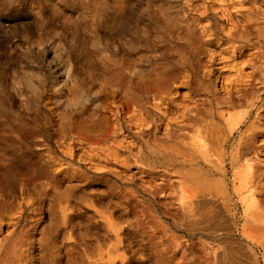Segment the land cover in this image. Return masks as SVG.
<instances>
[{"label": "rangeland", "instance_id": "1", "mask_svg": "<svg viewBox=\"0 0 264 264\" xmlns=\"http://www.w3.org/2000/svg\"><path fill=\"white\" fill-rule=\"evenodd\" d=\"M74 2L70 8L42 0L52 19V26L44 27L33 0H0L4 92L16 104L20 93L35 95L42 104L52 96L50 106L69 118L82 111L86 103L76 95L84 92L90 113L103 110L109 118L103 131L94 132V141L74 148L80 156L98 157L107 174L75 164L83 173L72 179L67 163H55L65 194L44 200L46 209L32 231L43 239L35 243L33 259L23 264H112L107 257L89 263L78 232L88 230L107 248V218L122 223L126 217L117 204L120 189L133 191L149 205L161 235L178 253L177 264H228L215 257L228 250L235 253L234 264H264V0H115L123 6L121 23L108 19L112 0ZM54 4L73 17L84 15L92 24L85 38L77 23L50 16ZM178 20L193 29L197 42L172 23ZM131 93L138 99L130 100ZM124 106L129 107L126 113ZM216 130L227 140H217ZM55 139L49 142L54 150ZM102 149L112 155L104 156ZM205 153L222 168L204 161ZM235 154L243 157L237 173L230 164ZM188 155L198 156L197 162L185 163L181 157ZM248 163L249 172L244 170ZM190 171L199 181L198 200L209 202L200 212L213 219L194 235L177 228L165 213L167 203L180 200L182 177ZM203 177L220 185V191L214 194V186H203ZM70 184H77L74 195L67 189ZM24 204L16 198L0 210V264H19L6 250L18 216L21 222L27 217ZM247 207L258 214L244 215ZM63 214L67 226L60 227ZM128 232L118 249L126 260L116 264H158L140 236Z\"/></svg>", "mask_w": 264, "mask_h": 264}, {"label": "bare ground", "instance_id": "2", "mask_svg": "<svg viewBox=\"0 0 264 264\" xmlns=\"http://www.w3.org/2000/svg\"><path fill=\"white\" fill-rule=\"evenodd\" d=\"M89 1L91 0H82V5L88 4ZM112 1L115 2V0ZM120 1L124 2V0ZM57 2H65L70 8L75 6L74 0H57ZM33 3L38 9L39 25L52 26V19L46 14L42 0H33ZM112 7V14L108 19L121 23L123 6L115 2ZM51 9L50 16L61 15L64 17L63 22L72 25L77 23L82 37L85 38V34L90 30L92 24L85 20L84 15L73 17L70 14L63 13L56 4ZM179 21L176 23L172 21V23L179 26L186 38H189L192 42H197V35L193 29L189 28V25H179ZM182 21L184 22V20ZM3 87L6 86L3 77L0 75V210H4L9 201L16 198H21L25 202L23 208L28 210L27 217L21 222L20 215L18 216V220L15 222L17 228L13 234L15 237H13L6 250L7 256H14L19 264H23L28 259H33L34 245L35 243L41 244L43 239L36 237L34 232L39 222L38 215L46 209L44 200L55 195L63 197L65 194V189H61L62 182H65V180L54 171L53 166L55 163H67V169L70 171L68 174L72 179L83 173L77 166H82V164L87 165V170L95 174H107L108 168L101 163L98 157L94 155L91 157L88 155L90 153H86L89 157L86 155L84 157L80 156L75 154V149L81 150L83 141L85 143L94 141V132L103 131L101 129L108 125L109 118L103 110L98 113H90L86 105L89 98L86 97V94L83 95L84 92H79L76 95L78 101L86 103L83 104L82 111L75 117L69 118V116L61 115L59 107L50 106L52 96H50L49 102L42 104L35 95L20 93L18 95L20 104H16L14 96L7 94L6 91L4 92ZM128 98L130 100L138 99L135 93L129 94ZM128 108L127 106L122 108L124 113L129 110ZM218 114L219 117L224 116L222 112ZM238 123L239 120L230 126L231 133L238 127ZM54 126L56 127L53 129ZM215 132L217 140H227L228 135L221 134L220 130ZM53 135L56 138L55 143L59 148V152L57 148L55 150L50 148L49 142ZM68 137L73 138L72 143L66 141ZM102 150L104 156L112 155L110 149ZM58 154H61V159L57 157ZM188 156L192 157L189 159L181 157L185 163L192 165L197 162L198 156ZM202 158L204 161L213 164L214 167L220 165V168H222V162L219 163L217 160L208 158L207 153L203 154ZM241 161H243V157L237 154L231 158L230 164L236 169V173L237 169H241V166L237 167ZM251 166L249 163L246 164L244 170L249 172ZM198 182L194 171L184 174L181 180L180 200L177 204L167 203L165 205L168 208L165 211L167 217L173 219L177 228L186 230L192 235L196 233V228L201 230L204 228V226H200L202 223H206L208 226L213 220L211 216H206V213L200 212V209L209 202L198 200L201 195L198 187L196 188ZM202 183L203 186L208 183L214 186L212 187L214 194L220 191V185L208 181L206 177L202 178ZM67 189L70 190V194L74 195L77 184H70ZM116 195L118 207L124 211L125 219L122 223H115L106 217V226L111 235V241L106 245L107 248L102 247V242L95 234L90 233L88 230L83 233L79 231L84 258L89 263L92 260L104 259L105 257L112 264H116L118 261L125 262V253H119L118 249L124 246V240L129 238L128 231H131V233L140 236L142 243L149 248L158 264H177L174 261L178 253L171 250L172 247L167 244L166 239L161 235V229L158 227V223L153 220L149 205L137 200L134 192L127 189H120ZM172 208L176 209L175 213L171 212L170 209ZM250 213L255 216L258 214L247 207L244 215L248 216ZM67 221L68 217L63 214L60 227L67 226ZM77 223L74 221L72 227L76 226ZM85 236L92 237L90 238L92 241L89 242V239ZM111 251L117 253L113 256ZM178 251L181 253L180 260L184 262L187 257L184 248L181 246ZM234 254L232 250L224 253L215 252V257L220 260L225 259L228 264H234Z\"/></svg>", "mask_w": 264, "mask_h": 264}]
</instances>
